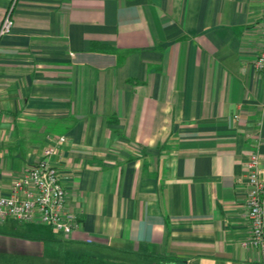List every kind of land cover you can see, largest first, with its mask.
I'll use <instances>...</instances> for the list:
<instances>
[{
	"label": "crops",
	"instance_id": "1",
	"mask_svg": "<svg viewBox=\"0 0 264 264\" xmlns=\"http://www.w3.org/2000/svg\"><path fill=\"white\" fill-rule=\"evenodd\" d=\"M263 4L0 0L12 23L0 38V191L63 136L52 159L79 223L65 234L7 219L27 240L3 250L264 264L244 245L251 151L264 185V73L252 66Z\"/></svg>",
	"mask_w": 264,
	"mask_h": 264
},
{
	"label": "built area",
	"instance_id": "2",
	"mask_svg": "<svg viewBox=\"0 0 264 264\" xmlns=\"http://www.w3.org/2000/svg\"><path fill=\"white\" fill-rule=\"evenodd\" d=\"M9 11L1 19L0 38L11 30ZM261 13L264 16V4ZM252 66L255 71L264 73V42ZM47 141L38 160L14 178L6 192L0 191V224L7 219L25 223L38 221L62 233L71 234L78 229L79 223L74 215L65 211V193L58 168L52 159L57 152V145L65 142V138L49 135ZM258 161L255 151L249 152L244 161V205L250 226V234L244 245L257 248L264 254V185L257 175Z\"/></svg>",
	"mask_w": 264,
	"mask_h": 264
},
{
	"label": "rangeland",
	"instance_id": "3",
	"mask_svg": "<svg viewBox=\"0 0 264 264\" xmlns=\"http://www.w3.org/2000/svg\"><path fill=\"white\" fill-rule=\"evenodd\" d=\"M9 222V221H7ZM0 224V264H62V259L56 255L51 258H20L21 256H12L11 252L3 250L5 247H10L13 244H21L22 241L27 240L23 236H20L22 227L15 225L11 227L9 224ZM9 225V226H7ZM146 264V261H142ZM141 262H139L140 264ZM148 263V262H147Z\"/></svg>",
	"mask_w": 264,
	"mask_h": 264
},
{
	"label": "trees",
	"instance_id": "4",
	"mask_svg": "<svg viewBox=\"0 0 264 264\" xmlns=\"http://www.w3.org/2000/svg\"><path fill=\"white\" fill-rule=\"evenodd\" d=\"M63 258H64L63 264H123V263L108 261L85 253L66 252ZM171 261L174 262V260L159 259L158 262L155 264H173Z\"/></svg>",
	"mask_w": 264,
	"mask_h": 264
}]
</instances>
